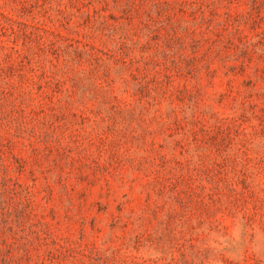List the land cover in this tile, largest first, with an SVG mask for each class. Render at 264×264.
Here are the masks:
<instances>
[{
  "label": "rangeland",
  "instance_id": "374dc122",
  "mask_svg": "<svg viewBox=\"0 0 264 264\" xmlns=\"http://www.w3.org/2000/svg\"><path fill=\"white\" fill-rule=\"evenodd\" d=\"M0 264H264V0H0Z\"/></svg>",
  "mask_w": 264,
  "mask_h": 264
}]
</instances>
